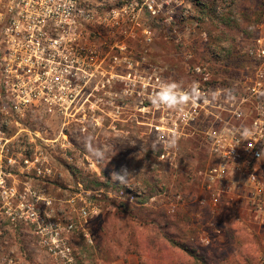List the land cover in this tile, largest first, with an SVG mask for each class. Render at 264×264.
Masks as SVG:
<instances>
[{
  "label": "built area",
  "instance_id": "1",
  "mask_svg": "<svg viewBox=\"0 0 264 264\" xmlns=\"http://www.w3.org/2000/svg\"><path fill=\"white\" fill-rule=\"evenodd\" d=\"M204 1L149 0L145 3L152 17L162 13V21L172 22L175 28L168 35L178 48L177 56L188 69L184 89L196 82L208 101L188 104L180 112L163 106L158 109L150 102L162 82L176 81L171 74L179 61L175 65L151 60L144 47L151 42V35L147 30L134 29L133 15H126L125 23L114 18L112 28L105 31V36L112 39L109 50L102 52V23L97 21L100 17L88 13L89 0H0L1 228L18 229V219L35 224L37 229L43 224L31 205L25 207V212L20 207L18 211V166L36 167L46 163V159H39L35 153L31 157L23 148L18 150V131L31 133L26 128L18 130V119L31 108L43 105L49 117L62 116L63 126L72 121L84 132L86 114L82 106L76 109L75 103L85 101V71L97 65L99 75L103 71L109 74L99 78L101 87L113 77L128 81L120 93H112L111 101L125 102L131 111H116V115H127V122L131 123H136V115L144 119L149 138L157 144L158 162L172 166L182 141L202 140L207 162L198 173L201 192L195 202L200 209L216 215L222 197L239 199L245 194L249 215L264 230V155L258 156L264 149V11L255 25L238 33L232 49L220 51L210 46L204 51L205 56L198 59L192 45L198 39L206 41V31L199 32V21L189 20L187 10L180 14L173 10L201 5ZM249 1L264 7V0ZM187 21L191 24L187 25ZM96 29L101 32L96 34ZM75 32L80 34L73 35ZM139 34L144 41H140V47H134ZM71 37L81 40L71 43L68 39ZM86 38L90 43L98 39L99 47L87 44ZM232 58L237 62H231ZM106 59L109 61L103 68L101 65ZM245 129L251 133L247 138L242 135ZM173 132L178 136L177 146L168 148L165 141ZM159 137L163 139L157 143ZM97 163L98 160L91 161L89 166L96 167ZM36 171L41 172L39 168ZM141 195L135 185H128L118 191L117 197L133 203ZM166 208L168 214L177 211L174 203ZM99 212L97 205L83 200L77 214L86 221ZM74 229L69 221L62 227L53 223V235L41 241L53 259L71 261L63 234ZM199 242L208 246L210 239L203 236ZM0 264H18V261L3 257Z\"/></svg>",
  "mask_w": 264,
  "mask_h": 264
},
{
  "label": "rangeland",
  "instance_id": "2",
  "mask_svg": "<svg viewBox=\"0 0 264 264\" xmlns=\"http://www.w3.org/2000/svg\"><path fill=\"white\" fill-rule=\"evenodd\" d=\"M147 1L89 0L88 13L100 17L97 21L102 23V52L109 50L112 39L105 36V31L112 28L114 18L125 23L126 15H133L134 29L147 30L151 35V42L144 46L149 58L172 64L175 44L166 36L175 28L172 22L162 21V13L152 17ZM204 2L173 12L187 10L189 20L199 21V30L209 34L211 47L232 49L238 33L252 23L244 16L252 15L253 7L245 0ZM68 39L71 43L81 40ZM140 41L144 40L139 34L134 47H140ZM86 43L99 47L98 39L93 43L87 39ZM195 55L199 59L203 54ZM108 61L104 60L101 67L105 68ZM88 69L85 101L75 103L76 109L82 106L86 114L84 132L72 121L63 126L62 116L49 117L43 105L31 108L18 119V130L31 132L18 131V150L23 148L31 157L46 159L41 166H18V211L20 207L25 212V207L31 205L43 224L37 229L35 224L18 219V229L0 227V260L10 257L18 264H111L116 241L125 239L130 244L126 249H133L145 259H159L161 264H198L192 256L206 264H264V230L249 215L245 194L239 199L222 197L216 215L197 206L195 200L201 192L198 173L207 162L202 140L182 141L172 166L158 162L144 119L136 115V123H131L127 115H116V111H131L125 102L111 101L112 93H120L128 81L113 77L101 87L99 78L109 74L103 71L99 75L97 65ZM173 71L174 80H187L179 65ZM88 137L105 153L104 159H96L85 149ZM94 160H98L96 167L89 166ZM122 168L129 172L126 185L111 179V173ZM128 185H135L142 193L133 203L117 197L118 191ZM83 200L97 205L99 214L86 221L79 218ZM170 203L177 205L174 214L166 211ZM68 221L75 226L69 234H63L70 249L69 262L60 257L53 259L41 242L53 235V223L62 227ZM203 236L210 239L208 246L200 244Z\"/></svg>",
  "mask_w": 264,
  "mask_h": 264
},
{
  "label": "clouds",
  "instance_id": "3",
  "mask_svg": "<svg viewBox=\"0 0 264 264\" xmlns=\"http://www.w3.org/2000/svg\"><path fill=\"white\" fill-rule=\"evenodd\" d=\"M215 98V96L213 97ZM207 103V98L201 93L199 89V85L196 82L188 89H184L183 82H162L159 86V90L155 92L150 97L151 104L156 107L160 108L161 106L169 109L182 112L184 107L188 104L196 105L199 102ZM243 137L247 138L251 135L248 129H245L242 133ZM163 137H159V140H162ZM178 136L175 132L172 133L171 138L165 141L166 147L168 148H175L177 146ZM157 146L156 143L153 144V148L155 149ZM85 149L96 159L102 160L105 158V153L98 147H94L92 143V138L88 137L84 141ZM264 155V149L258 153V156ZM129 172L126 168H122L119 172L113 171L111 173V179L114 182L120 184H127Z\"/></svg>",
  "mask_w": 264,
  "mask_h": 264
},
{
  "label": "trees",
  "instance_id": "4",
  "mask_svg": "<svg viewBox=\"0 0 264 264\" xmlns=\"http://www.w3.org/2000/svg\"><path fill=\"white\" fill-rule=\"evenodd\" d=\"M207 1H209V0H207ZM245 2L246 3H248L251 7H253V14L252 15H246V16H244V19L245 20H247V21H249V22H251L252 21V23H250L251 25L249 26V29L253 26V25H255L258 21H259V19H260V16H261V13H262V11H264V7H262L261 5H259V4H257V3H254L253 1L251 2V1H249V0H245ZM248 22V23H249ZM200 29V28H199ZM201 31H204V30H199V32H201ZM207 33V32H206ZM166 37H168V40L169 41H172V37L171 36H169V35H167ZM210 42H211V39H210V36H209V34H207V39H206V41H202L201 39H198V40H196V41H194L193 42V45H192V48H193V51H194V53H196V52H198V53H201V54H203L202 55V58L205 56L204 54V51H206V48H208V47H210ZM199 45H201V46H199ZM200 47V48H199ZM177 47L175 46L174 47V53H173V62L172 63H175V65H177L178 63V61H179V64L181 63V65H183L182 64V62H181V60L179 59V57L177 56ZM230 57H231V55H230ZM235 62H237V60H235L234 58H232L231 59V62H233V63H235ZM178 64V65H179ZM180 66V65H179ZM181 69H182V71L183 72H185V71H188V69H187V67L185 66V65H183L182 67H181ZM192 258L198 263V264H206L203 260H199L198 258H196L195 256H192Z\"/></svg>",
  "mask_w": 264,
  "mask_h": 264
},
{
  "label": "crops",
  "instance_id": "5",
  "mask_svg": "<svg viewBox=\"0 0 264 264\" xmlns=\"http://www.w3.org/2000/svg\"><path fill=\"white\" fill-rule=\"evenodd\" d=\"M116 247L113 249V259L111 264H142L148 262L151 264L152 262L160 263L161 260L159 259H145L143 255L141 256L133 249L128 250L127 247H130L128 240L119 239L116 241ZM161 264V263H160Z\"/></svg>",
  "mask_w": 264,
  "mask_h": 264
},
{
  "label": "flooded vegetation",
  "instance_id": "6",
  "mask_svg": "<svg viewBox=\"0 0 264 264\" xmlns=\"http://www.w3.org/2000/svg\"><path fill=\"white\" fill-rule=\"evenodd\" d=\"M96 30H97L96 34H97L98 32H101V30H100V29H99V30H98V29H96ZM79 34H80V33H76V32H75V33H73V35H79Z\"/></svg>",
  "mask_w": 264,
  "mask_h": 264
}]
</instances>
